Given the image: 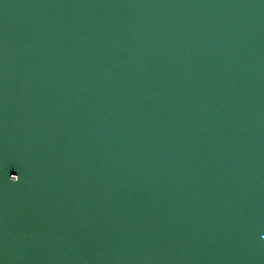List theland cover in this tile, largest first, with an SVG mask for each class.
<instances>
[{"label": "water", "instance_id": "water-1", "mask_svg": "<svg viewBox=\"0 0 264 264\" xmlns=\"http://www.w3.org/2000/svg\"><path fill=\"white\" fill-rule=\"evenodd\" d=\"M0 264H264V0H0Z\"/></svg>", "mask_w": 264, "mask_h": 264}, {"label": "snow or ice", "instance_id": "snow-or-ice-1", "mask_svg": "<svg viewBox=\"0 0 264 264\" xmlns=\"http://www.w3.org/2000/svg\"><path fill=\"white\" fill-rule=\"evenodd\" d=\"M17 179H18V176H17Z\"/></svg>", "mask_w": 264, "mask_h": 264}]
</instances>
